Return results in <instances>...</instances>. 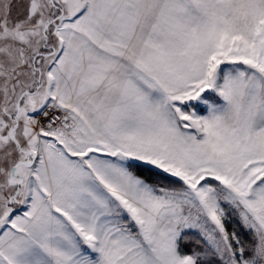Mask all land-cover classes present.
I'll return each mask as SVG.
<instances>
[{
	"label": "snow or ice",
	"instance_id": "snow-or-ice-1",
	"mask_svg": "<svg viewBox=\"0 0 264 264\" xmlns=\"http://www.w3.org/2000/svg\"><path fill=\"white\" fill-rule=\"evenodd\" d=\"M0 264H264V0H0Z\"/></svg>",
	"mask_w": 264,
	"mask_h": 264
}]
</instances>
